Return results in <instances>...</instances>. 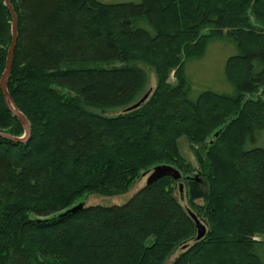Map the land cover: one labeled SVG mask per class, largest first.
<instances>
[{"label":"trees","instance_id":"trees-1","mask_svg":"<svg viewBox=\"0 0 264 264\" xmlns=\"http://www.w3.org/2000/svg\"><path fill=\"white\" fill-rule=\"evenodd\" d=\"M110 1L9 0L18 39L7 89L31 133L0 137V264H165L176 249L170 264H264V0ZM11 21L0 0V77ZM215 50L225 58L216 79L193 84ZM0 132H24L1 89ZM178 136L201 145L202 184L182 179L193 168ZM163 163L179 169L190 208L165 176L121 205L65 213ZM189 210L208 227L199 239Z\"/></svg>","mask_w":264,"mask_h":264},{"label":"rangeland","instance_id":"rangeland-1","mask_svg":"<svg viewBox=\"0 0 264 264\" xmlns=\"http://www.w3.org/2000/svg\"><path fill=\"white\" fill-rule=\"evenodd\" d=\"M122 1H128V0H112L110 2H114L115 3V2H122ZM237 1L238 0H210L209 5L211 3H215V4H218V5H221L225 9L226 8L228 9L229 6L231 7L232 4H235ZM15 14H16V12H15ZM16 18H17V14H16ZM172 21H173L172 15H169L168 12L164 13L163 19H162V22H164L163 24L172 23ZM92 23H94V22H91V25H92ZM10 26L12 27V21H11ZM102 28H103L104 31H108V27L102 26ZM87 30L91 31L90 30V26L88 27ZM207 30H208L207 27H204L201 32L202 33H207ZM91 32H92V34L94 36H98V35H100V33L103 34V32H93V31H91ZM119 44H121V43H119ZM248 46L250 47L251 44H247V48H249ZM222 56L223 55L221 54V52H219V50L218 51L215 50L211 56L206 58V63H205L203 68L199 69V71H197V72H191V74H192L191 77L194 80V81L192 80L193 84L195 82L198 86H203V85H206L207 83H209L211 81H214L216 79V75L219 72L218 65L220 64V66H222L224 61H225L224 60L225 58H223ZM201 61H203V59ZM195 67H196V65H195ZM4 70H5V68H4ZM4 70H3V72H4ZM3 72H2V74H3ZM174 72H175L174 69H170V71H168L167 79H166L167 83H174V81H175ZM2 74H1V76H2ZM0 79H1V77H0ZM155 83H156L155 76L151 75L150 81H149L150 92H151V90L154 89V87L156 85ZM0 89H1V87H0ZM6 90L8 92L7 83H6ZM1 92H2V90H1ZM8 94H9V92H8ZM2 95H3V92H2ZM249 95L251 96V93H249ZM3 97H4V95H3ZM9 97H10V94H9ZM10 100L12 102V105L16 108V106L14 105L11 97H10ZM210 106L211 105L207 103L206 109L209 108ZM230 116L231 115H229L227 117V119H229ZM222 127H223V125H221V126L219 125L216 128H214L210 133H208V135L206 137V140L204 141V145L205 146H208L209 144H211V142L214 140V138L219 134V131L222 129ZM30 133H31V127H30ZM43 136H44V133L42 134V137ZM177 142H178V150H179L180 154L183 156V158H184V160L186 162L190 163V165L193 168V171L188 172V175L183 176L182 179L185 178V177H190V178H193V179L197 180L198 182H200L202 184V179L200 178V175L197 172L198 171L197 169L199 168V166H198L199 164H198V160L196 158V152H195V149L200 148L201 145L200 144L196 145V144L191 143L185 136H178ZM227 162H228V158L223 156L215 164V166L217 164L220 165L219 167L227 166L228 165ZM163 164H166V163H163ZM168 165H170V164H168ZM171 166H173L176 169H178L174 165H171ZM153 167L154 166H151L149 168H142L139 171L138 175L128 184L129 186H128V188H126V190L124 192H121V193L115 194V195H110V196H105V195H101V194L94 193V192H92V193L91 192L90 193H83V195L80 196L75 201V204L82 203L85 206H89V205H101V206L121 205V204L125 203L135 192H137L139 189H141L145 185L146 178H147L149 172L152 170ZM66 171H68V168L66 169ZM66 171H65V173H67ZM180 179L176 180L177 182L175 183L176 184L175 185L176 186L175 195L180 199L181 204L184 207L190 208V206H189V204L187 202L186 196L185 195H181V191H180V189H178L180 183H183L182 179L181 180ZM215 190H216V185L214 184V185H212V191H215ZM196 202L197 203H199V202L201 203V200H197ZM219 206L222 209V207H224V204L219 203ZM190 212H192L197 217L195 212H193V211H190ZM221 212L225 213L224 210L223 211L221 210ZM26 216L31 217L30 214H26ZM197 218L200 220V222H202V224L206 227V230H207L208 227H207L206 223L203 222L201 218H199V217H197ZM178 252H179L178 249H176L175 252L172 253L169 256V258L167 259L165 264H170L171 261L175 258V256L177 255ZM217 258H218V260L219 259L220 260L223 259L222 256L221 257H217ZM217 258H213L212 260L207 261V262H213L214 263V261H216ZM213 263H211V264H213Z\"/></svg>","mask_w":264,"mask_h":264},{"label":"water","instance_id":"water-1","mask_svg":"<svg viewBox=\"0 0 264 264\" xmlns=\"http://www.w3.org/2000/svg\"><path fill=\"white\" fill-rule=\"evenodd\" d=\"M4 4L9 9L10 14L12 16V27H11L12 39H11V44L9 46V49L7 51L6 65H5V70H4V72L1 76V79H0V87H1V90L3 92L4 99H5L7 106L9 107L11 112L20 121V123L24 129V133L20 137H13V136H10L6 133L0 132V137H3L5 139H9L13 142L21 143V142H25L30 137V124H29L27 118L12 105L9 94L6 90V83H7V79H8L10 69L12 66V61H13V52H14V48L16 46V42L18 39V29H17V18H16L14 8L10 4L9 0H4ZM147 96H148V93H146L143 96V98L140 100V102L143 101ZM140 102L136 103L135 105H133L129 109L137 107L140 104ZM165 176L170 177L173 180H178L181 178V173L179 172L178 169H176L175 167H173L171 165L158 164V165L154 166L152 168V170L149 172V174L146 178L145 185H149V184L155 182L156 180H158L162 177H165ZM179 189H180V191L182 190V183H180ZM82 207H83L82 203L75 204L72 207L68 208L65 211V213H76ZM190 215L193 218V220L195 221L196 228H197L196 238L199 239V238L203 237L205 232H206L205 226L202 224V222H200V220L192 212L190 213Z\"/></svg>","mask_w":264,"mask_h":264},{"label":"flooded vegetation","instance_id":"flooded-vegetation-1","mask_svg":"<svg viewBox=\"0 0 264 264\" xmlns=\"http://www.w3.org/2000/svg\"><path fill=\"white\" fill-rule=\"evenodd\" d=\"M182 186H183V184H182Z\"/></svg>","mask_w":264,"mask_h":264}]
</instances>
